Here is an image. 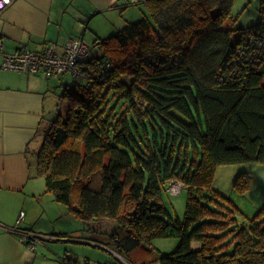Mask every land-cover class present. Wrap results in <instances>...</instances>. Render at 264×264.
Listing matches in <instances>:
<instances>
[{
  "label": "trees",
  "instance_id": "trees-1",
  "mask_svg": "<svg viewBox=\"0 0 264 264\" xmlns=\"http://www.w3.org/2000/svg\"><path fill=\"white\" fill-rule=\"evenodd\" d=\"M138 4L142 17L97 37L82 81L64 85L65 111L36 153L45 191L83 222L111 220L106 245L126 261L173 238L150 263L264 264V205L239 224L211 189L219 166L264 165V0L247 27L233 0L120 9ZM250 177L233 185L244 192ZM170 180L187 190L182 219L162 199Z\"/></svg>",
  "mask_w": 264,
  "mask_h": 264
},
{
  "label": "crops",
  "instance_id": "crops-1",
  "mask_svg": "<svg viewBox=\"0 0 264 264\" xmlns=\"http://www.w3.org/2000/svg\"><path fill=\"white\" fill-rule=\"evenodd\" d=\"M128 3V0L114 4L112 0H15L0 16V63L3 54L23 48L39 51L47 44L55 43L60 50L69 39L81 37L85 41L87 29L94 34L93 43L97 37L105 38L96 30L100 22L93 24L94 20L106 17L112 21L113 15L109 18L107 13L115 10L121 13L130 7L146 11L144 4L130 5L121 11V6ZM143 10L138 13L143 14ZM136 14L130 12L129 17H138ZM68 75L71 74L56 77L62 80ZM51 78L55 77L0 70V264H56L59 258L56 248L48 244L58 239L44 238L30 250L19 236L4 230L14 227L21 213V229L38 235L59 236L64 243L105 248L115 259L105 263L120 264L119 255L106 245L114 223L105 220V232L101 230L102 222L97 226L93 223L85 225L86 228L80 225V229L61 228L62 220L68 218V214L52 194L46 193L44 179L37 174L36 153L51 121L61 114L64 104L60 98L62 93L58 97L55 88H62V92L67 84L55 85L52 82L58 81ZM70 78V82L82 81L72 75ZM158 241L153 242V251L144 245L135 249L130 255L131 262H127L159 264L150 261L170 251ZM191 247L197 250L199 244L192 242ZM67 251L65 249L64 253Z\"/></svg>",
  "mask_w": 264,
  "mask_h": 264
},
{
  "label": "rangeland",
  "instance_id": "rangeland-1",
  "mask_svg": "<svg viewBox=\"0 0 264 264\" xmlns=\"http://www.w3.org/2000/svg\"><path fill=\"white\" fill-rule=\"evenodd\" d=\"M261 3L262 0H233L231 15L237 20L235 26L247 27L258 23L260 19L259 11L261 8ZM142 10L143 9L140 7H130L121 13H119L118 10L111 11L112 13L109 12L107 14L110 15L109 18L111 17V15H113L112 21H110V19H107L106 17H102L100 19L94 20L93 24L100 22L96 30L99 35L107 37L111 35L115 29H120L123 25H126V22L139 20L142 17V13L139 12V14L138 11ZM130 12L137 13L135 16L138 17H133V15L129 17ZM90 28L93 29L91 25ZM86 38L87 40L84 41L85 44L90 48V50H93L94 55H99L100 51L97 47L93 46L94 34L90 29L86 30ZM70 77L71 75L66 76L65 79L62 80L57 77L51 79L57 80V83H52L60 86L61 84L71 83L70 79L72 80V78ZM76 79L81 80V77H78ZM64 80H66L67 82H65ZM61 89L59 87L55 88V94L58 95V97L63 92H61ZM60 98H58V100L59 108L61 109ZM62 101L64 104L61 109V114L64 113L66 107L65 100L62 99ZM242 172H249L251 174L247 189L244 192H241L233 185L239 174ZM211 189L219 193L220 198H222V200H220L223 202V204H227L232 208L234 216L236 217L239 224L243 223L246 226H249L257 211L264 205V165L237 164L229 166H219L214 172ZM162 199L166 208L173 215V217L177 216L179 219L183 218L187 199V190L185 188L175 196H170L166 191H163ZM62 207H64L65 211L67 212L68 218H64L62 220L61 228L65 227L67 228V230L73 228L80 229V225H84V227L86 228L85 225L93 223L94 226H97V224L102 222L103 228L101 230L105 232V223H107L105 222V220L83 222L80 219L76 218L74 214L69 211L67 206L62 204ZM106 221H108V223H111V220ZM40 236L44 238L59 240L56 242L48 243L56 248L59 257L63 256L64 250L67 249L68 251L71 250L74 256L78 259L87 258L92 262L101 263H105L108 261L114 262L115 260L114 257L105 250V248H97L91 245H81L75 243H64L59 239L61 238L59 236ZM41 240L39 244H41ZM158 240H160L158 241L160 246L165 248L166 251H172L177 243V240L173 238Z\"/></svg>",
  "mask_w": 264,
  "mask_h": 264
},
{
  "label": "built area",
  "instance_id": "built-area-1",
  "mask_svg": "<svg viewBox=\"0 0 264 264\" xmlns=\"http://www.w3.org/2000/svg\"><path fill=\"white\" fill-rule=\"evenodd\" d=\"M15 0H0V16ZM120 0H112L113 4ZM131 3H138L140 0H128ZM264 5V4H263ZM1 49V46H0ZM90 48L85 44L81 37L72 38L62 44L58 50L55 43L47 44L39 51H32L26 48L20 49L14 53L3 54L0 70L15 71L23 74H42L50 77H56L63 74H71L78 78L83 74V63L90 57ZM71 82L67 89L72 86ZM69 90V89H68ZM184 189V185L179 180H170L166 184V192L170 196H175ZM23 218V213L18 217L17 224L14 227L4 228L10 234L20 237L21 241L30 249L34 250L36 245L44 237L21 229L19 222ZM120 264H130L123 258L117 256ZM56 264H95L89 259H78L71 252L67 251L63 256L57 259ZM107 264V263H99Z\"/></svg>",
  "mask_w": 264,
  "mask_h": 264
}]
</instances>
